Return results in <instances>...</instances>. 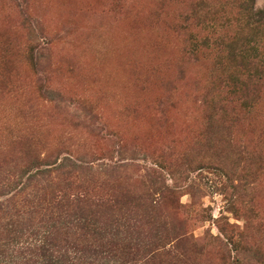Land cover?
Instances as JSON below:
<instances>
[{
    "label": "rangeland",
    "instance_id": "374dc122",
    "mask_svg": "<svg viewBox=\"0 0 264 264\" xmlns=\"http://www.w3.org/2000/svg\"><path fill=\"white\" fill-rule=\"evenodd\" d=\"M239 1L0 0V202L12 197L20 227L60 214L49 199L72 158L95 191L177 192L150 227L183 225L202 247L194 264H264V26ZM224 36L260 48L262 77L237 97L221 83ZM38 162L46 179L15 193ZM32 231L0 264L28 257Z\"/></svg>",
    "mask_w": 264,
    "mask_h": 264
},
{
    "label": "trees",
    "instance_id": "16d2710c",
    "mask_svg": "<svg viewBox=\"0 0 264 264\" xmlns=\"http://www.w3.org/2000/svg\"><path fill=\"white\" fill-rule=\"evenodd\" d=\"M257 0H240L238 3L239 18L248 16L245 22H253V27L258 30L264 26V10L258 12L255 18L253 8ZM235 40L230 37H223L218 42L220 46L227 49L232 63L222 67L223 86L228 94L237 97L242 93L243 88L255 79H261L262 73L257 69V49H260L255 42L250 47V41L246 48L237 50L234 47ZM257 48V49H256ZM32 48L31 51H33ZM247 53H252L248 58ZM251 58V59H250ZM82 160L76 162L72 158H66L62 169L65 177L63 189L58 200L51 196L49 203L54 208L60 206V214H54L48 219V223L41 227L31 225L21 228L20 218H14L11 201L12 197L0 202V257L7 254L14 244H18L23 237L22 231L33 230V235H38L39 240L29 247L28 257L9 261V264H194L196 257L194 253L200 252L202 247L182 228L183 225L166 228L167 224L150 227V220L155 218L152 210L162 204L166 197L170 200L176 199L179 195L172 190H158L157 199H150V203H144L143 196L131 197L125 193L103 192L101 188L95 191L90 179L82 182L73 180L76 170L80 174L86 173L82 166ZM79 163V164H78ZM34 166L38 173L29 175L26 183L18 187L17 194H28L31 184H40L45 180L47 172L41 169L42 163ZM90 169V168H88ZM19 181H7L5 188L12 192L11 184L18 186ZM32 194V189H31ZM111 192V191H110ZM169 193V194H167ZM7 194L0 193V197ZM29 195V194H28ZM144 204L148 205L146 211L140 216V209ZM131 209V211H130ZM55 209H51L53 212ZM156 220V219H155ZM154 222V221H153ZM40 224V223H39ZM38 224V225H39ZM21 231V232H20ZM7 246L3 250L1 246Z\"/></svg>",
    "mask_w": 264,
    "mask_h": 264
}]
</instances>
